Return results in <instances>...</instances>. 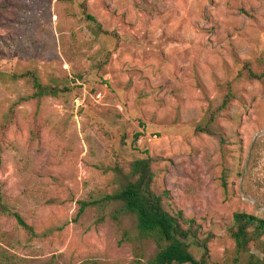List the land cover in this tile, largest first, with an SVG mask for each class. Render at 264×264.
I'll return each mask as SVG.
<instances>
[{
  "label": "rangeland",
  "instance_id": "1",
  "mask_svg": "<svg viewBox=\"0 0 264 264\" xmlns=\"http://www.w3.org/2000/svg\"><path fill=\"white\" fill-rule=\"evenodd\" d=\"M258 58L264 0H0V264L147 263L155 239L101 199L148 156L209 263L242 264L228 231L236 212L264 219V80L237 72ZM27 71L65 90L31 99Z\"/></svg>",
  "mask_w": 264,
  "mask_h": 264
},
{
  "label": "trees",
  "instance_id": "2",
  "mask_svg": "<svg viewBox=\"0 0 264 264\" xmlns=\"http://www.w3.org/2000/svg\"><path fill=\"white\" fill-rule=\"evenodd\" d=\"M86 19L96 22L92 15ZM101 28V27H99ZM104 32V31H103ZM258 68H253L251 61H242L237 72L238 77L248 80H264V59L256 61ZM16 78V76H13ZM20 77L26 78L33 93L31 99L40 100L44 97H56L65 89L43 83L33 71H27ZM233 98L228 87L221 103L209 112V123H213L218 114L223 111ZM198 131L214 134L211 125L199 127ZM33 133V129H32ZM151 157L139 158L130 164V177L124 187L115 193L105 195L102 201L120 202L123 207L135 217L136 228L143 234L153 237L159 250L145 264H210L209 237L201 236L198 225L193 219L184 216L181 210H168L163 195L154 190L155 175L151 169ZM225 186V180L223 179ZM96 201L81 200L78 202L77 215L79 216L88 206ZM5 209V208H4ZM17 224L31 235L34 229L27 224L17 212L13 213ZM229 237L235 245L238 259L242 264H262L252 248L264 255V219L245 212H236L233 215V224L228 231ZM196 245L201 250V257L196 259L190 251V246ZM237 260V259H236ZM130 264H143L134 260Z\"/></svg>",
  "mask_w": 264,
  "mask_h": 264
}]
</instances>
